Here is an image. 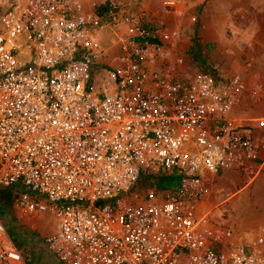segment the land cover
I'll return each instance as SVG.
<instances>
[{
  "label": "built area",
  "instance_id": "built-area-1",
  "mask_svg": "<svg viewBox=\"0 0 264 264\" xmlns=\"http://www.w3.org/2000/svg\"><path fill=\"white\" fill-rule=\"evenodd\" d=\"M178 39L115 0H0V187H20L24 213L53 215L42 242L60 264H264L263 225L236 234L197 208L209 178L264 169V119L228 116L237 75L178 76L181 54L154 66ZM159 171L172 187L138 181ZM0 264H26L1 221Z\"/></svg>",
  "mask_w": 264,
  "mask_h": 264
},
{
  "label": "rangeland",
  "instance_id": "rangeland-1",
  "mask_svg": "<svg viewBox=\"0 0 264 264\" xmlns=\"http://www.w3.org/2000/svg\"><path fill=\"white\" fill-rule=\"evenodd\" d=\"M116 1L118 2L121 9L124 8L129 13L133 14L138 21L139 17L143 16L141 15V13L145 9L150 10L151 8H153V0ZM157 1L159 2L158 5L160 8V0H156V3ZM202 2L203 3L198 4H195L196 2L190 3L187 11L190 13H188V15L194 16V20H190L189 18V23L187 24L186 30L182 31L180 28L181 33H178L179 36H186L189 43H194V45H192L193 51L184 49L181 53L183 58V62L181 65H186V63H188V65L185 66L187 69L190 68L192 70L204 71L214 70L216 73L220 74V72H223V69L225 67L223 66L224 61H227V55L225 54L227 53V50H221V47H228L230 49V51H228L229 61L232 57V59L237 58L238 61H245V64L247 60H245L243 55L240 54L241 51H239V49L242 48L244 49V51H246V47L248 46L249 42L246 41L244 34L240 35L238 33H235L234 31H231V28L233 26H231L230 29L226 28V31L224 28L222 30V33L216 32L215 34H213L217 38V40H214L213 42H209L208 44L204 41H202V43L200 42V40L202 39L201 37H205L207 36V34L205 32L199 34V30H196V27L200 28L201 25H198L199 17L203 16L201 13H203V9L206 4L209 3V1L203 0ZM222 5L225 7H223ZM210 6L211 14L209 16L213 15L223 17L224 15H229L231 16V18L233 17V21L235 22V24H237L238 27L236 28L238 29H241L239 27H241L244 23L245 17L250 16V13H252V16L255 17H262V15L264 14V0H214V3H211ZM160 10L162 11L161 8ZM258 21L260 22V19H258ZM162 26L164 28L163 24ZM262 29L264 28L262 27ZM98 36L100 39V43L103 45V47L107 48L108 52L111 53L116 51V46L113 44L115 36L110 31L106 29L100 30ZM233 39H236V41H233ZM259 58H262L264 60V55H260ZM252 69L253 64L251 66V70ZM261 69L264 73V67H262ZM239 76L241 77V75ZM233 107L230 109V112L233 110ZM251 116L258 117L260 116V114L255 113L251 114ZM216 179L218 180L219 185L228 186L229 189L226 191L227 193L231 194L226 200L215 203L212 206L210 211L207 213L208 221H210L213 225L223 226L234 231H237L236 229L241 230V228H247L248 224L250 223L249 228L252 229L249 231V233L254 234L256 232L255 230H257L258 227L262 226V224L264 223V183L258 181L256 178L254 180L246 182L239 177L237 172L234 171H227L222 176L218 175ZM17 188L18 189L12 190L13 194L20 190L19 186H17ZM11 200L12 198L10 199V215L14 218V221L19 229L23 231L22 234L31 238L30 245L22 244L20 243V240L16 238L17 240L15 239V244L19 246V250L27 254V257L29 258L31 257L30 255H32L33 252L35 254L38 253L39 255H36V264H60L52 255H49L45 251L42 242V237L49 234L53 229L55 223L53 215L49 211H43L41 213V217L33 218L32 216L24 213L18 208L13 207ZM25 215H27L28 217H26ZM26 218L29 219V225H27V222L25 221L27 220ZM32 221H34L35 224Z\"/></svg>",
  "mask_w": 264,
  "mask_h": 264
},
{
  "label": "crops",
  "instance_id": "crops-1",
  "mask_svg": "<svg viewBox=\"0 0 264 264\" xmlns=\"http://www.w3.org/2000/svg\"><path fill=\"white\" fill-rule=\"evenodd\" d=\"M148 1H152V0H148ZM202 1L203 0H194V1L175 0V4L173 5V7L169 9L167 12H163L159 8L158 5L159 2L157 1L156 3V0H153L152 1L153 8H151L150 10L145 9L141 13V15L143 16L139 17V21L133 14L129 13L124 8H122V10L124 12L133 15L139 24L153 28L157 26L158 21H161L166 30H171V29L176 30L180 34L181 33L180 28L182 31L186 30L187 24L189 23L190 15H188L189 12L187 11V8L189 7L190 3L196 2L195 4H198V3H203ZM208 1L209 3L206 4V6L203 9L204 10L203 13H201L203 16L199 17L198 25L201 26L200 28L196 27V30L197 29L199 30V34H202V32H205L207 34V36L201 37L202 39L200 40V42L202 43V41H204L208 44L209 42H213L214 40H217V38L213 34H215L216 32L222 33V30L224 28L226 31V28L230 29L231 26H233L231 28V31H234L235 33H238L240 35L244 34L246 41L249 42L248 46L246 47V51H244V49L242 48L239 49V51H241L240 54H242L244 59L247 60L245 64H244L245 61H238L237 58L232 59V57L230 58L229 61L228 51H230V49L228 47H224V48L221 47V50H227V53L224 52L227 55L226 56L227 61H224L223 66L225 67L223 69V72L222 73L220 72V74L216 73L214 70L213 71L211 70L209 72H211L212 74L218 77H226L234 74L237 75L244 82L245 89L240 96L239 102L236 105H234L233 110L231 112L229 111L230 113L228 112V116L231 117L236 122H240V123L242 122V123L254 125L256 119L258 118L264 119V73L262 72L261 69L262 67H264V60L262 58H259L260 55L262 54L264 55V29H262V27L264 28V14L262 15V17L252 16V13H250V16L247 17L244 16L245 21L242 24V26L239 27L241 29H238L236 28L238 27L237 24H235V22L233 21L234 20L233 17L231 18V16L229 15L226 16L224 15L223 17L213 16V15L209 16L211 14L210 4L214 3V0H208ZM258 19H260V22L258 21ZM187 39L188 38L186 36L180 35L177 41L175 40L170 41L167 57L165 59L163 58L157 61H152L154 66L160 68L170 65L174 55L177 53L181 54L184 49L193 51L192 45H194V43L193 44L191 42L189 43ZM233 41H236V39H233ZM252 64H253V69L251 70ZM187 65L188 63H186V65L175 66L174 69L175 73L178 74V76H183L193 72L194 70L190 68L187 69L185 67ZM239 75H241V77ZM255 113L260 114V116L258 117L251 116V114H255ZM227 171L237 172L239 177L243 179L241 171H239V169L237 168L225 169L219 175L222 176ZM217 176H213L209 178L210 192L198 203L197 208H199V212L202 213L205 212L207 214L212 208V206L215 203H218V201H215L218 189H225V190L229 189L228 186H222L218 184V180L216 179ZM255 178L258 181L264 183V169L258 171L257 174L254 175L252 180H254ZM29 215L32 216L33 218H39L42 216L41 213L35 215L33 214H29ZM25 216L28 217L27 215ZM28 220L29 219L25 220L27 222V225H29ZM208 223L213 225L210 221H208ZM262 225L264 226V223ZM249 227H250V223L248 224L247 228L244 229L241 228V230L236 229L237 231L235 232L236 234L237 233L245 234V235L250 234L249 231L252 228ZM257 230L255 231L257 232ZM13 243L18 248L15 242ZM21 253L23 254L25 260L29 258L27 257L28 256L27 254L23 252Z\"/></svg>",
  "mask_w": 264,
  "mask_h": 264
},
{
  "label": "trees",
  "instance_id": "trees-1",
  "mask_svg": "<svg viewBox=\"0 0 264 264\" xmlns=\"http://www.w3.org/2000/svg\"><path fill=\"white\" fill-rule=\"evenodd\" d=\"M103 7H98L97 12H101ZM177 177L173 173H166L159 171L153 174H146L143 177L139 178L138 181L146 183L147 185H152L155 188H164V187H172L175 179ZM12 196V189L10 188H1L0 187V221L2 226L5 229L8 237L15 242L17 239L20 240V243L30 245V237L24 236L22 234L23 231L19 229L16 225L14 218L10 215V199ZM17 238V239H16ZM16 239V240H15ZM18 246V245H17ZM44 246V244H43ZM19 247V246H18ZM19 249V248H18ZM45 251L51 255L45 248ZM32 253V252H31ZM38 253H32L31 257L26 260V264H36ZM39 255V254H38Z\"/></svg>",
  "mask_w": 264,
  "mask_h": 264
}]
</instances>
